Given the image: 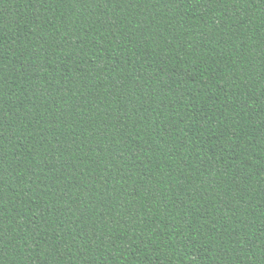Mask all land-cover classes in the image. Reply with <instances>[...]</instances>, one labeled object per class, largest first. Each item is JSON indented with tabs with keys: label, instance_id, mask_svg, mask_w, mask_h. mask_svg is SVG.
Wrapping results in <instances>:
<instances>
[{
	"label": "trees",
	"instance_id": "1",
	"mask_svg": "<svg viewBox=\"0 0 264 264\" xmlns=\"http://www.w3.org/2000/svg\"><path fill=\"white\" fill-rule=\"evenodd\" d=\"M0 264H264V0H0Z\"/></svg>",
	"mask_w": 264,
	"mask_h": 264
}]
</instances>
